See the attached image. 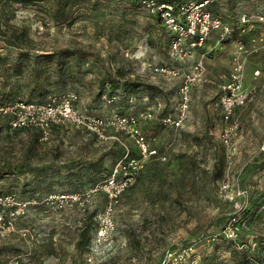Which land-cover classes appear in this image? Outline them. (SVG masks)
<instances>
[{"label":"rangeland","instance_id":"rangeland-1","mask_svg":"<svg viewBox=\"0 0 264 264\" xmlns=\"http://www.w3.org/2000/svg\"><path fill=\"white\" fill-rule=\"evenodd\" d=\"M45 8L44 1L0 0V99L28 97L37 79L49 90L60 84L74 92L81 110L103 116L150 110L152 117L139 125L166 158L144 156L125 133L100 141L81 127L54 126L41 141L36 131L10 128L0 119V193L20 203L18 213L7 209L10 226L0 231V260L84 264L81 230L89 226L90 244L107 201L104 191L91 189L117 162L134 158L141 166L114 206L113 236L92 264H159L186 245L193 250L182 264H241L237 248L247 250L248 264H264V46L245 65L244 85L254 96L238 110L244 136L228 155L219 139L216 83L226 78L243 34L217 42L218 33H212L179 60L170 55L166 30L140 0H93L73 6L60 20L50 19ZM212 10L234 24L242 12L264 14V0H217ZM259 32L264 24L255 26ZM200 58L215 84L194 85L182 125L164 124L162 116L177 113L181 76L165 78L148 64L185 71ZM104 92L117 97L107 103ZM70 193L82 194L83 208L60 201V194ZM232 216L238 218L237 234L228 239L224 227Z\"/></svg>","mask_w":264,"mask_h":264},{"label":"built area","instance_id":"built-area-1","mask_svg":"<svg viewBox=\"0 0 264 264\" xmlns=\"http://www.w3.org/2000/svg\"><path fill=\"white\" fill-rule=\"evenodd\" d=\"M140 1L147 7L149 13L159 17L160 23L168 35L170 55L179 60H184L191 54L192 50L202 46L213 31L218 33V42L232 32L246 35V37L242 35L236 41L227 77L216 83L223 122L219 139L227 154H234L240 136L238 110L254 96L253 90L244 85L245 65L249 55L264 46V32L254 33L256 25L264 24V14L242 12L236 23L231 24L209 8V5L217 0H186L175 5L159 0ZM148 67L154 74L165 78L181 76L178 87L177 113L161 117L164 124L175 128L182 125L187 117L192 87L202 82H215L206 78L205 66L201 58L195 60L185 71L168 63H149ZM258 72V69L254 70V74ZM102 97L105 102L110 103L116 99L117 94L104 93ZM128 98L131 101L134 97L130 95ZM76 100L77 95L74 92H64L51 96L46 101L19 99L0 102V117L6 118L10 128H35L39 132V140L41 141L50 136L54 126L81 127L92 133L100 141L119 140L120 134L125 133L134 139L144 156L166 158L164 154L159 153L158 149L153 146L151 139L140 128V120L152 117L150 110H140L136 113L115 111L108 116H103L79 109L75 106ZM156 104L157 107H160L159 100L156 101ZM140 166L141 163L134 158L120 160L113 166L109 175L91 189L92 191H104L107 201L98 216L94 238L87 245L84 264H92L94 257L105 251V245L112 238L115 228L113 208L119 201L122 192L134 181L135 170ZM240 193L243 194L244 192ZM50 198L52 195L46 199L49 200ZM59 198L60 201L63 199L70 200V204L75 203L83 208L84 198L82 194H60ZM19 205L20 203L16 202L11 194L0 193V231H6L9 228L10 220L7 214L8 212L11 214L18 213ZM25 205L26 203L23 202L22 206ZM8 208L11 210L7 212ZM237 220L236 216H232L225 224L224 233L228 239L236 238L237 233L234 224ZM192 250L191 245L182 246L164 256L159 264H182L188 259ZM0 264H18V261L0 260Z\"/></svg>","mask_w":264,"mask_h":264},{"label":"trees","instance_id":"trees-1","mask_svg":"<svg viewBox=\"0 0 264 264\" xmlns=\"http://www.w3.org/2000/svg\"><path fill=\"white\" fill-rule=\"evenodd\" d=\"M14 1L15 2H19V3L23 4V5L33 4L35 1H44L45 2V6H46L45 11L48 14L49 18L50 19H54V20H60V19H66V18H68L69 14H70V11L73 8V6L78 5V4H81V3L92 2L93 0H14ZM159 1H161V2H168V3H171V4H174L175 5L177 3L182 2L183 0H159ZM154 17L157 19L158 23H160L159 17L158 16H154ZM168 41H169V39L167 38V42ZM20 67H21V64L20 63H18L15 66V68H17V69H20ZM120 73H122V72H120ZM32 81H33L34 84L30 87V90L28 91V95H27L28 97L24 98L23 96H24L25 93H21V94H18L17 97H15V98H8L7 97V98H4V99H0V102L15 101V100H19V99L36 100V101H46L51 96L64 93V91L62 89H60L62 87H60L61 85L59 83H58L59 85L55 87V90L54 89H50L49 90L47 87H43L42 84L39 83V80L35 79V80H32ZM144 85L149 90H152V89L155 88V86L153 84H150V83H146ZM104 93H107V92H104ZM4 95H6V94H4ZM0 119L1 120H4L7 123L6 118L0 117ZM27 128L36 131L37 137L39 139V132H38V130H36L35 128H32V127H27ZM17 129H22V128H17ZM158 151H159V153L162 154V152H160V150H158ZM111 169L108 172L107 176L111 172ZM106 177H104V179ZM81 231H82L81 232V238L78 241V246L81 247V248H83L85 246L84 248H87L86 246H87V243H88L89 238H90L89 226L87 225ZM237 249L238 250H233L234 251L233 252L234 255L239 258L241 264H248V258L245 255L247 253L246 252L247 250L246 251L245 250H241L242 248H237Z\"/></svg>","mask_w":264,"mask_h":264},{"label":"crops","instance_id":"crops-1","mask_svg":"<svg viewBox=\"0 0 264 264\" xmlns=\"http://www.w3.org/2000/svg\"><path fill=\"white\" fill-rule=\"evenodd\" d=\"M215 2V1H214ZM214 2H212L210 5H209V8L211 9V5L214 3ZM213 11V10H212ZM214 12V11H213ZM216 31H213L212 33H215ZM212 33L209 35V36H211L212 35ZM210 37H208V39H209ZM218 42V41H217ZM190 67V66H189ZM228 75V74H227ZM227 77V76H226ZM246 105V104H245ZM242 108V107H241ZM241 108H239V111H240V109ZM243 136H244V134H243V131L240 129V136H239V138H238V140H237V144H238V141H240L242 138H243Z\"/></svg>","mask_w":264,"mask_h":264}]
</instances>
